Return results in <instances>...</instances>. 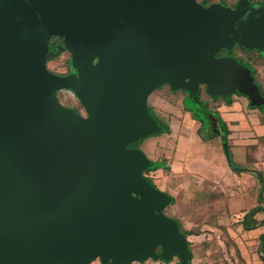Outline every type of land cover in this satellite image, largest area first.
<instances>
[{"label":"water","instance_id":"95a60500","mask_svg":"<svg viewBox=\"0 0 264 264\" xmlns=\"http://www.w3.org/2000/svg\"><path fill=\"white\" fill-rule=\"evenodd\" d=\"M52 35L68 74L47 67ZM236 46L264 55L263 1L0 0V264H193L172 197L129 145L161 129V85L263 104L250 67L218 56Z\"/></svg>","mask_w":264,"mask_h":264},{"label":"rangeland","instance_id":"374dc122","mask_svg":"<svg viewBox=\"0 0 264 264\" xmlns=\"http://www.w3.org/2000/svg\"><path fill=\"white\" fill-rule=\"evenodd\" d=\"M235 54L250 59L258 70L264 69V57L258 53L237 49ZM69 59V52H64L57 59L50 61L48 66L54 72L63 73L67 70ZM257 73L264 84V72ZM158 92L157 95L165 103L161 104L166 107L163 112L169 109L168 104L178 106L181 103L182 92L170 94L167 87ZM59 96L62 103L75 104L85 111L71 93L62 91ZM203 96L210 99L205 94ZM235 98H239L246 108L247 112L244 114L246 119L232 122L228 120L231 128L228 143L234 164L249 170H232L228 166L221 135L215 133L213 125L206 121L209 117L215 118V114L205 109H197L190 100L186 101V105L196 110L183 120L185 136L179 132L176 122H173L174 126H170L168 132L151 134L140 140V145L147 156L154 160L163 159L171 170L175 166L174 157L180 161H187L192 154L197 157L194 163L200 164V167L201 160L205 163V175L197 171L186 174L181 172L171 174V170L153 173L156 185L175 198V202L166 208L167 213L179 219L185 229L196 232L195 235L189 236L195 248L196 264H243V247L247 256L250 254L249 250L258 251L259 248V239L255 237L263 229L257 226L247 229V233L240 220L247 213L245 210L249 211L261 205L259 195L263 183L258 171L262 170L264 173V140L261 139L264 136V112L258 108H249V101L244 96H233L232 101H235ZM221 114L224 118L229 116L227 113ZM192 116H199L204 122L200 124L192 122ZM160 123L167 124L165 119H160ZM200 125L204 131L201 130V135L196 137L192 131L197 130ZM173 131L175 136L166 140L161 138ZM177 262V257L168 262L150 258L134 264ZM91 264L102 263L100 259H96Z\"/></svg>","mask_w":264,"mask_h":264},{"label":"flooded vegetation","instance_id":"af4514ba","mask_svg":"<svg viewBox=\"0 0 264 264\" xmlns=\"http://www.w3.org/2000/svg\"><path fill=\"white\" fill-rule=\"evenodd\" d=\"M54 36V35H52ZM51 36V37H52ZM51 37L49 38V41L51 39ZM60 37V36H59ZM61 38V37H60ZM62 39V38H61ZM63 44V39H62V42L60 43L59 46H61ZM240 47V46H239ZM236 48V47H234ZM233 48V49H234ZM242 48V47H241ZM231 49V50H233ZM49 50H50V42H49ZM223 51V50H222ZM222 51H220L218 53V56L221 57V56H231L229 54H221ZM236 51V50H235ZM235 51L233 52V54L235 56H231V57H234L236 59L239 60V58H242L244 59L246 62H244L245 64H247L249 67H250V70L252 72V75L254 77V80L255 82L257 83V85L259 86L260 88V91L262 93V91L264 92V84L262 82V80H260V78L258 77V73L257 72H264V69L263 70H258L254 64L251 62L250 59H246V58H243V57H240L238 56L237 54H235ZM65 52H69L70 54V59H71V52L69 50H65ZM239 57V58H238ZM70 59H69V66H70ZM240 61V60H239ZM243 63V62H242ZM251 65H253L254 67H251ZM50 69V68H49ZM51 70V69H50ZM52 72H54L53 70H51ZM70 72V71H69ZM67 70L61 74L57 73V72H54L56 74H59V75H65V74H68L69 73ZM168 88V92L170 94H176V93H179V92H182L181 94V103L178 104V106H173L172 104H168L169 105V109L168 110H165L163 112V108H161L160 106H158L155 102H157V100L160 101H163L164 100L159 97L157 94L159 93L158 90L162 89V88ZM62 90H68V89H62ZM61 91V90H60ZM59 91V92H60ZM203 94H205L206 96H208L210 99H208L207 97H204ZM263 94V93H262ZM58 96H59V93H58ZM233 96H244L248 99L247 96L245 95H239L238 93H233L231 95H218V96H213L211 94H209L206 90V86L204 84H200L199 85V88L198 90L194 93V94H191V92L188 90V89H184V88H172L170 85L168 84H165V85H161L159 87H157L156 89H154L149 97H148V108H149V111L151 113V115L153 116V118L157 121V123L160 125L161 129H162V124L160 123V119H165L167 125L170 127L172 126L173 122H184L183 120H185L196 108L199 109V110H203V109H206L208 108L210 112H212L213 114H215V118H207L206 121H209L211 125H213V129H214V132L219 135H221V140L223 141L224 140V135L225 133L227 134V140L229 141V135H230V131H231V128L229 127V124L230 122L225 119L221 112L218 110V107L221 105V104H225V105H231V103L233 102L232 101V97ZM215 97H218V98H215ZM60 99V98H59ZM78 99V98H77ZM187 100H190L194 106L196 108H193V109H190V107H188L186 105V101ZM79 101V99H78ZM248 106L249 108H252V106H255V105H250L251 102L250 100L248 99ZM62 102V101H61ZM201 102H204L206 103V106L207 107H203L204 105L202 104L201 105ZM213 102V104H212ZM79 103L81 104V102L79 101ZM82 105V104H81ZM83 106V105H82ZM259 106V105H257ZM84 107V106H83ZM74 109H76L77 111L81 112L83 115H87V112L86 110L83 112V110L79 109L77 106L75 107H72ZM85 109V107H84ZM253 109H256V108H253ZM182 115V116H181ZM192 120L196 121L197 123H203L204 121H202L203 119H201L199 116H192L191 118ZM224 121L226 123V127L224 128V126L222 125V122L221 121ZM161 129L157 132V133H154V134H159L161 133ZM201 125L200 127L198 128V134L201 135ZM171 134V133H169ZM146 137V136H145ZM144 138V137H143ZM141 138V139H143ZM137 140L136 142H133V143H130V147H133V148H140L141 150L142 149V146L140 145V140ZM144 151V150H143ZM225 153V151H224ZM146 154V153H145ZM226 155V153H225ZM149 157V156H148ZM227 157V155H226ZM150 161H151V164H150V167L152 165V162L153 161H156L158 160V162H163L164 164L162 165V168H158V169H155V170H152V172H155L159 169H163V170H171L170 167L165 163V161L163 159H152L150 158ZM227 163H228V166L232 169V170H235L232 168V166L229 164V161H228V157H227ZM149 167V168H150ZM242 167V166H240ZM245 168V167H243ZM169 194V193H168ZM170 195V194H169ZM171 196V195H170ZM172 202L170 204H168L165 208H164V212L166 215L172 217L171 215H169L166 211V208H168L170 205H172Z\"/></svg>","mask_w":264,"mask_h":264},{"label":"trees","instance_id":"16d2710c","mask_svg":"<svg viewBox=\"0 0 264 264\" xmlns=\"http://www.w3.org/2000/svg\"><path fill=\"white\" fill-rule=\"evenodd\" d=\"M199 3H201L203 6H208V5H210L211 3H214V2H225V3H227L228 5H230V6H236L237 4H238V2L240 1V0H197ZM251 1H263L264 2V0H251ZM50 50H49V52H48V55H47V59H46V63H47V67L49 68V66H48V63L50 62V61H53V60H55V59H57L59 56H61L64 52H65V50L64 49H61L60 48V43L62 42V39L58 36V35H54V36H52L51 37V39H50ZM237 49H241V50H244L245 52H251V53H258L260 56H262V57H264V55L259 51V50H256V49H248V48H241V47H239V46H236V48H234L233 50H223L222 51V53L221 54H229V55H231V56H235L234 54H233V52L235 51V50H237ZM239 58V57H238ZM239 60H240V62H246L244 59H242V58H239ZM251 67H254L253 65H251ZM67 71L69 72L70 71V66H69V60H68V64H67ZM59 74H61V73H59ZM62 91H67V92H69V93H71L72 94V96L76 99V100H78L77 99V97H76V95L71 91V90H61L59 93H61ZM262 93H263V95H264V92L262 91ZM59 98H60V96H59ZM215 98H218V97H215ZM61 100V99H60ZM79 102V101H78ZM63 104L65 105V106H68V107H75L76 105L75 104H72V103H64L63 102ZM204 105L203 107H207L206 106V103H204V102H201V105ZM251 106H252V104H250ZM252 108H258V109H260L261 111H263L264 112V103L263 104H260L259 106H252ZM196 110V109H195ZM205 110H209L208 108H206ZM210 112V111H209ZM202 121H204V119L202 120ZM222 122V125L224 126V128L226 127V123L222 120L221 121ZM164 131H169V126L167 125V124H164V125H162V129H161V132H164ZM202 131H204V128H202ZM261 139L262 140H264V136H262L261 137ZM222 144H223V146H224V151H225V153H226V155H227V157H228V161H229V164L232 166V168L233 169H235V170H238V171H240V170H249V169H246V168H243V167H240V166H237L236 164H234V162H233V160H232V154L230 153V145H229V143H228V140H227V134L225 133V135H224V140L222 141ZM164 163L163 162H158V160H156V161H153L152 162V165H151V167L150 168H148V169H146L145 171H144V174H145V176L147 177V179L150 181V183L153 185V186H155V187H157V188H159L158 187V185H156V182H155V180L153 179V173H152V170H155V169H158V168H162V165H163ZM259 172V176H260V178H261V183H263V187H262V189H261V191H260V195H259V197H260V201H264V173H263V171L261 170V171H258ZM160 189V188H159ZM160 190H162V189H160ZM166 193H168V192H166ZM171 197H172V204L175 202V198H174V196L173 195H171ZM262 210H264V206H262V205H258V206H255L254 208H252V209H250L249 211H247V213L244 215V218H243V220H242V223H243V225H244V228L245 229H251V228H254V227H257L258 225H260L259 223V221L258 220H256L255 218H254V216L259 212V211H262ZM173 218H175V217H173ZM175 219H177V218H175ZM178 220V222H179V225H180V229H181V232L188 238V241H189V245H190V248H191V250H192V252H193V258H192V263L193 264H196V263H194V257H195V248H194V246L192 245V242H191V240H189V236L190 235H195V233L196 232H193L191 229H185L183 226H182V223L179 221V219H177ZM262 223H264V220H262ZM262 239L264 240V235L262 236ZM161 251V249H160V247L158 246L157 247V252H160ZM158 260H161V259H158ZM146 260H144V261H141V262H145ZM161 261H164V260H161ZM140 262V263H141ZM164 262H168V261H164ZM135 262H133L132 264H134ZM177 264H179V259H178V262H177Z\"/></svg>","mask_w":264,"mask_h":264},{"label":"crops","instance_id":"0c3cea01","mask_svg":"<svg viewBox=\"0 0 264 264\" xmlns=\"http://www.w3.org/2000/svg\"><path fill=\"white\" fill-rule=\"evenodd\" d=\"M241 100L239 98H235V101H233L231 103V105H225L224 103L221 104L219 107H218V110L223 113V114H228L229 116L226 117L225 119L229 120V121H236V120H239V119H243L245 120L246 118L244 117V114L247 112L246 111V108L243 107L242 105V102H240ZM158 106H160L161 108L163 109H166V107H163L161 106V104H165L163 101H160L157 100V102H155ZM182 116V115H181ZM245 118V119H244ZM192 122H196L194 120H192ZM191 122V123H192ZM197 123V122H196ZM178 126H179V132L184 134L185 133V122H180V123H176ZM174 126V124L172 125V127ZM193 135H195L196 137L199 136L198 134V129L197 130H193ZM186 134H184L185 136ZM175 136V132L173 131L171 134H168L164 137H161V138H164V140L166 139H169L170 137H173ZM165 143V142H164ZM143 148V147H142ZM190 159L188 158L187 161H180L178 159H176L175 157L173 158V161L175 163V166L173 168V170H171V174L176 172V173H182V174H186V173H192V172H195L197 171V173H200L203 172L204 175H205V163H202V160H201V167H200V164L197 165L196 163H194L197 159L196 156L190 154ZM178 157H180L178 155ZM158 171H161L162 173H164L165 170L163 169H159L155 172H152V173H156ZM259 187V186H258ZM261 205L264 206V201H261ZM244 212H247V210H245ZM254 218L256 220H258L260 223L259 228L260 229H263L255 238H258L259 239V248H258V251L255 249L253 250L252 252L249 250V256H247L245 254V251H244V247L242 249V257H243V264H264V252H263V249H264V240L262 239V236L264 235V223H262V220H264V210L262 211H259L255 216ZM242 220L243 218H241V226L244 227L243 223H242ZM239 221V220H238ZM247 233V229L245 230Z\"/></svg>","mask_w":264,"mask_h":264}]
</instances>
